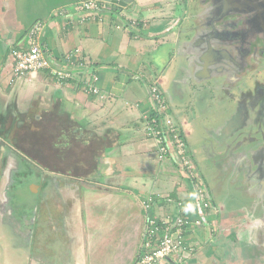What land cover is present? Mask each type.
Masks as SVG:
<instances>
[{
	"label": "crops",
	"instance_id": "1",
	"mask_svg": "<svg viewBox=\"0 0 264 264\" xmlns=\"http://www.w3.org/2000/svg\"><path fill=\"white\" fill-rule=\"evenodd\" d=\"M77 1L45 3L41 17H18L11 43L0 37V264H139L143 202L154 199L152 216L180 214L175 200L192 190L179 165L158 160L144 134L152 84L166 99L212 205L204 223L187 232L196 248L181 264L222 263L217 245L230 230L224 212L245 193L243 158L227 147L226 132L235 120L234 132L245 123L238 79L199 70L193 40L184 50L175 45L196 20L191 0H134L84 20L74 13ZM36 22L44 23L43 40L56 59L80 57L84 67L74 78L59 81L42 71L11 83L10 45L22 47ZM91 74L103 97L83 91ZM217 110L223 116L215 124ZM52 129L57 139L44 146L22 136Z\"/></svg>",
	"mask_w": 264,
	"mask_h": 264
},
{
	"label": "built area",
	"instance_id": "2",
	"mask_svg": "<svg viewBox=\"0 0 264 264\" xmlns=\"http://www.w3.org/2000/svg\"><path fill=\"white\" fill-rule=\"evenodd\" d=\"M112 7L113 4L105 0H78L74 6V13L76 17L84 20L111 10ZM44 26L42 22L34 23L24 38V45L10 49L13 60L11 83L42 71L48 72L59 81H64L74 78L77 69L84 67L80 57L71 52L62 60L52 55L43 40ZM97 82L98 77L91 74V77L84 81L83 91L86 94L101 95ZM149 90L151 107L149 112L142 115L144 134L153 142L158 160H170L179 165L184 177L190 181L192 190L189 198L175 200L177 212H181L180 214L168 213L162 218L152 216L154 199L148 198L143 202L146 228L138 263L181 264L196 248L187 240V232L193 226L204 223L205 216L209 214L211 201L203 185V179L196 175L186 140L166 105L163 93L157 84L150 85Z\"/></svg>",
	"mask_w": 264,
	"mask_h": 264
},
{
	"label": "flooded vegetation",
	"instance_id": "3",
	"mask_svg": "<svg viewBox=\"0 0 264 264\" xmlns=\"http://www.w3.org/2000/svg\"><path fill=\"white\" fill-rule=\"evenodd\" d=\"M222 2L225 8L231 9L229 11L240 14L238 41L237 44H232L239 49L236 58L228 67L223 70L210 69L208 74L222 71L225 78L231 80L229 82L238 79L241 90L240 123L243 122V118L245 123L239 132H234L239 121L235 120L227 125L226 132L229 133L227 147H231V151L235 150L240 159L243 158L241 168H245L244 177L247 181H241L245 183V193L244 196L241 195L244 200L233 201V209L229 208L224 212L228 215L229 237L228 241L221 244L222 247L217 245V248L223 251L224 260L220 264H264V0ZM17 3L18 0H0V37H8L6 39L8 43H11L13 39L11 37L15 36L14 29L18 23ZM6 13L12 14V26L7 25L5 19H1ZM213 15L217 14L213 12ZM12 47L14 45H10V49ZM0 132L4 135L1 125ZM1 142L3 140L0 139ZM243 146L246 148L242 149ZM1 159L3 157L0 151ZM228 159L235 162L236 157L231 154ZM236 219L240 220V224L234 227Z\"/></svg>",
	"mask_w": 264,
	"mask_h": 264
},
{
	"label": "water",
	"instance_id": "4",
	"mask_svg": "<svg viewBox=\"0 0 264 264\" xmlns=\"http://www.w3.org/2000/svg\"><path fill=\"white\" fill-rule=\"evenodd\" d=\"M117 7L125 9L134 0H105ZM188 9L196 13V20L193 21L189 33H182L185 37L176 40L178 48H186L193 40V47L196 50L194 59L199 70H221L228 67V64L234 60L238 54L237 44L238 34L240 33L241 17L238 12L229 11L225 8L222 0L218 2L213 0H191ZM215 12L217 15H213ZM230 40V41H229ZM187 51V50H186ZM205 72V73H207Z\"/></svg>",
	"mask_w": 264,
	"mask_h": 264
},
{
	"label": "rangeland",
	"instance_id": "5",
	"mask_svg": "<svg viewBox=\"0 0 264 264\" xmlns=\"http://www.w3.org/2000/svg\"><path fill=\"white\" fill-rule=\"evenodd\" d=\"M60 1L61 0H18V3H17V6H18V17H20V19H21V15H23V16H25L27 18L28 21L35 19L37 16L41 17V15L43 14V11L45 10L43 8V6H46V4L47 5L57 4L56 2L59 3ZM71 7L72 6L69 5L70 12L73 10V8H71ZM1 19H5L7 25H9V26L13 25L12 21H11V19H13V17H12L11 13H6V14L2 15ZM15 27H17V25H15ZM7 48H8V46H7ZM213 112H214V115L217 114L216 117L220 116L219 119H217V121L215 122V124H216L221 119V116H223L222 115L223 111H221L220 113H219V110L213 111ZM247 129H248V127L244 131L247 132ZM53 132H54V130L52 129L50 132L44 133L45 136H42L40 132H38L36 134L27 133L26 132V133H23L22 136H23L24 141H25V139H27L28 142L33 143L36 146H44V145H46L48 140L53 139V137H55V136H58V134L54 136ZM55 139H57V137H55ZM25 143H27V142L25 141ZM94 145L95 144L93 142H91V150H89L88 153H90V152L92 153L93 152L92 150H93V146ZM245 148L246 147L243 146L242 149H245ZM45 151L50 157L52 156V153L50 152L49 149H46ZM53 161H55V160H53ZM52 167H55V168L58 169V168L62 167V165L56 164V166H52ZM94 167H96V166H94L93 164L88 166L87 167L88 171H92ZM30 188H31V185H30L29 189ZM230 206H232V204ZM8 232H11V230H8ZM12 235H14V233H12ZM242 237H244V236H242ZM9 247H10V245H9ZM12 251L14 253L15 250H12ZM11 258H13V257L11 256Z\"/></svg>",
	"mask_w": 264,
	"mask_h": 264
}]
</instances>
